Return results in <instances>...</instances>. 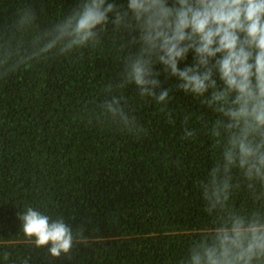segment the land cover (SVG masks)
Returning <instances> with one entry per match:
<instances>
[{"label": "trees", "instance_id": "trees-1", "mask_svg": "<svg viewBox=\"0 0 264 264\" xmlns=\"http://www.w3.org/2000/svg\"><path fill=\"white\" fill-rule=\"evenodd\" d=\"M77 2L0 0V264H179L214 222L197 181L218 155L206 130L215 114L162 76L167 107L132 85L120 90L139 135L101 116L105 87L133 51L121 49L129 34L38 58L49 25ZM24 11L34 14L29 27ZM233 203L251 207L243 189ZM29 207L72 229L68 254L51 257L24 236L18 214Z\"/></svg>", "mask_w": 264, "mask_h": 264}, {"label": "clouds", "instance_id": "clouds-1", "mask_svg": "<svg viewBox=\"0 0 264 264\" xmlns=\"http://www.w3.org/2000/svg\"><path fill=\"white\" fill-rule=\"evenodd\" d=\"M24 11L20 25L31 26ZM111 33H127L133 51L122 57L120 81L105 87L100 115L129 134L144 131L120 90L167 107L170 90L196 97L215 119L207 127L218 155L197 181L214 222L193 240L179 264H264V0H78L49 25L38 58L95 47ZM191 54V63L187 62ZM187 119V117L185 118ZM191 130L186 137L194 136ZM243 189L251 207H236ZM24 236L51 257L68 254L72 229L29 207L18 214Z\"/></svg>", "mask_w": 264, "mask_h": 264}]
</instances>
